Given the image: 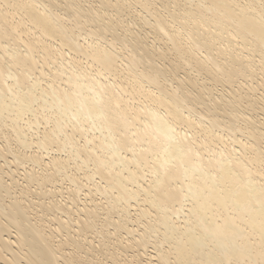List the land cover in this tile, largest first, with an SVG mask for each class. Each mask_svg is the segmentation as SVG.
Instances as JSON below:
<instances>
[{
    "label": "bare ground",
    "instance_id": "6f19581e",
    "mask_svg": "<svg viewBox=\"0 0 264 264\" xmlns=\"http://www.w3.org/2000/svg\"><path fill=\"white\" fill-rule=\"evenodd\" d=\"M0 264H264V0H0Z\"/></svg>",
    "mask_w": 264,
    "mask_h": 264
}]
</instances>
